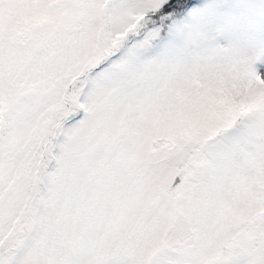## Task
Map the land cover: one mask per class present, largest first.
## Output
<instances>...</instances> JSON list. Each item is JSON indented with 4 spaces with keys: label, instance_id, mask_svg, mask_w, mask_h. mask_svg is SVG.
Wrapping results in <instances>:
<instances>
[{
    "label": "snow or ice",
    "instance_id": "1",
    "mask_svg": "<svg viewBox=\"0 0 264 264\" xmlns=\"http://www.w3.org/2000/svg\"><path fill=\"white\" fill-rule=\"evenodd\" d=\"M0 264H264V0H0Z\"/></svg>",
    "mask_w": 264,
    "mask_h": 264
}]
</instances>
